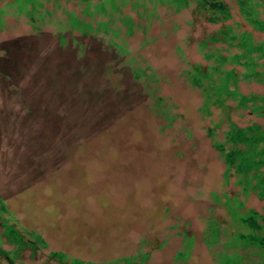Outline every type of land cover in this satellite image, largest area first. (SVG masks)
I'll return each mask as SVG.
<instances>
[{
	"label": "rangeland",
	"instance_id": "1",
	"mask_svg": "<svg viewBox=\"0 0 264 264\" xmlns=\"http://www.w3.org/2000/svg\"><path fill=\"white\" fill-rule=\"evenodd\" d=\"M188 2L0 0V264H264L234 239L264 197L225 177L215 147L230 121L264 116L227 117L190 82L220 23ZM223 2L250 29L239 0ZM13 232L44 246L17 249Z\"/></svg>",
	"mask_w": 264,
	"mask_h": 264
},
{
	"label": "trees",
	"instance_id": "2",
	"mask_svg": "<svg viewBox=\"0 0 264 264\" xmlns=\"http://www.w3.org/2000/svg\"><path fill=\"white\" fill-rule=\"evenodd\" d=\"M197 1L201 4V12L206 13L208 22L220 23V26L199 42L200 48L206 51L202 54L203 58L212 62L206 67L196 64L189 72L190 82L200 88L207 99L212 97L210 103L224 109L227 117L231 110L237 109L264 116V94L246 95L238 87L241 81L264 84V41L256 40L253 36V31L264 33V0H239L244 23L250 29H246L237 21L226 22L232 17L223 0ZM171 2L179 7L189 4L188 0H171ZM216 43H223L224 46L217 49L213 46L209 47L210 44ZM223 51L226 54H223ZM229 124L230 126L223 132V141L215 143V147L224 155L226 163L224 175L227 177L229 170L232 169L235 176L234 184L239 186L242 192L254 190L257 196L263 198L264 125L252 123L246 127H237L231 121ZM241 205L240 202H236L232 209L235 210ZM235 220L249 228L250 232L238 231L234 239L243 244L259 247L264 261V216L249 210L246 214L235 216ZM255 230H260V234H255ZM10 234L9 230L7 236ZM13 235L18 245L17 249L23 248L24 245L35 249L37 243L41 247L44 246L39 236H36V241L33 242L25 241L24 237L16 232H13ZM216 238L217 235L212 234V241ZM0 241H2L1 238ZM8 253L0 248V255L10 261L11 259L7 257ZM49 257L61 264L66 262L65 254L61 252H50ZM71 262L81 263L77 260ZM221 264H228V258H224Z\"/></svg>",
	"mask_w": 264,
	"mask_h": 264
},
{
	"label": "crops",
	"instance_id": "3",
	"mask_svg": "<svg viewBox=\"0 0 264 264\" xmlns=\"http://www.w3.org/2000/svg\"><path fill=\"white\" fill-rule=\"evenodd\" d=\"M134 264H137L136 262H134Z\"/></svg>",
	"mask_w": 264,
	"mask_h": 264
}]
</instances>
